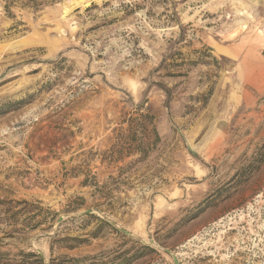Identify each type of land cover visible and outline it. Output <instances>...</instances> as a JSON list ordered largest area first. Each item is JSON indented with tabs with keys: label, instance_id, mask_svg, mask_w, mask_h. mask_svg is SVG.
Masks as SVG:
<instances>
[{
	"label": "rangeland",
	"instance_id": "obj_1",
	"mask_svg": "<svg viewBox=\"0 0 264 264\" xmlns=\"http://www.w3.org/2000/svg\"><path fill=\"white\" fill-rule=\"evenodd\" d=\"M171 253L264 264V0H0V264Z\"/></svg>",
	"mask_w": 264,
	"mask_h": 264
},
{
	"label": "trees",
	"instance_id": "obj_2",
	"mask_svg": "<svg viewBox=\"0 0 264 264\" xmlns=\"http://www.w3.org/2000/svg\"><path fill=\"white\" fill-rule=\"evenodd\" d=\"M141 105L136 107L135 116H129L126 120V127L115 128L113 131V147L112 152H118L121 156L131 155L138 152L145 156L159 141L154 116L147 109L142 112ZM83 185H87L86 181H82ZM93 217V214H86Z\"/></svg>",
	"mask_w": 264,
	"mask_h": 264
},
{
	"label": "water",
	"instance_id": "obj_3",
	"mask_svg": "<svg viewBox=\"0 0 264 264\" xmlns=\"http://www.w3.org/2000/svg\"><path fill=\"white\" fill-rule=\"evenodd\" d=\"M91 212H92L91 209L86 210V213H91ZM61 220H62V216H59L58 219H57V221L60 222ZM120 230H121L122 232H124L125 234H129V232L126 231V230H124V229H120ZM171 255H172V257H173V261H174V263H175V264H179V263L177 262V259H176L175 254L171 253ZM45 264H47V263H45Z\"/></svg>",
	"mask_w": 264,
	"mask_h": 264
},
{
	"label": "bare ground",
	"instance_id": "obj_4",
	"mask_svg": "<svg viewBox=\"0 0 264 264\" xmlns=\"http://www.w3.org/2000/svg\"><path fill=\"white\" fill-rule=\"evenodd\" d=\"M69 7H71V6H69ZM68 9V8H67ZM69 9H71V8H69ZM65 13V12H64ZM68 13V12H67Z\"/></svg>",
	"mask_w": 264,
	"mask_h": 264
}]
</instances>
